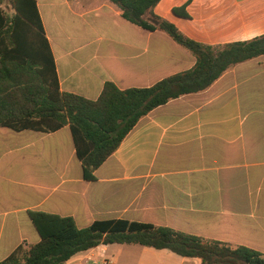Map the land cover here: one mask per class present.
<instances>
[{"label":"crops","instance_id":"0c3cea01","mask_svg":"<svg viewBox=\"0 0 264 264\" xmlns=\"http://www.w3.org/2000/svg\"><path fill=\"white\" fill-rule=\"evenodd\" d=\"M161 0L154 14L209 45L264 34V0ZM60 90L96 100L107 82L150 87L191 69L195 57L160 30L126 21L111 0H36ZM86 180L68 126L0 127V261L40 241L30 212L79 228L125 219L244 246L264 258V55L237 64L205 91L161 105ZM114 264H201L167 249L100 245Z\"/></svg>","mask_w":264,"mask_h":264},{"label":"trees","instance_id":"16d2710c","mask_svg":"<svg viewBox=\"0 0 264 264\" xmlns=\"http://www.w3.org/2000/svg\"><path fill=\"white\" fill-rule=\"evenodd\" d=\"M161 0H111L122 17L145 30H160L195 57V65L145 88L118 89L105 83L96 100L62 92L54 56L36 0H0V127L53 133L68 126L86 180L118 149L137 123L153 109L211 87L239 63L264 55V34L246 41L209 45L196 42L173 23L154 14ZM186 0L174 8L188 17ZM40 241L19 246L0 264H66L100 245H141L195 258L201 264H264L244 246L205 239L170 227L112 219L79 228L71 217L30 212Z\"/></svg>","mask_w":264,"mask_h":264},{"label":"built area","instance_id":"2783aa9c","mask_svg":"<svg viewBox=\"0 0 264 264\" xmlns=\"http://www.w3.org/2000/svg\"><path fill=\"white\" fill-rule=\"evenodd\" d=\"M88 260L90 261L89 264H114L113 259L106 256L103 252H100L97 257L90 256Z\"/></svg>","mask_w":264,"mask_h":264},{"label":"rangeland","instance_id":"374dc122","mask_svg":"<svg viewBox=\"0 0 264 264\" xmlns=\"http://www.w3.org/2000/svg\"><path fill=\"white\" fill-rule=\"evenodd\" d=\"M2 7H3L5 10L10 11V10H9V7H8V0H3Z\"/></svg>","mask_w":264,"mask_h":264}]
</instances>
